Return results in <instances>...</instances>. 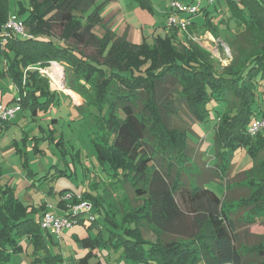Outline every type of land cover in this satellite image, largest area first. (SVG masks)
Masks as SVG:
<instances>
[{
  "label": "trees",
  "instance_id": "obj_1",
  "mask_svg": "<svg viewBox=\"0 0 264 264\" xmlns=\"http://www.w3.org/2000/svg\"><path fill=\"white\" fill-rule=\"evenodd\" d=\"M17 1V14L29 35L7 30L3 50L21 101L35 115L59 104L60 94L51 89L50 77L40 68L51 61L63 65L66 87L88 103L85 113L97 165L114 185L130 183L143 203L119 211L106 188L103 194L96 192L99 181L94 192H80L91 204L84 216L97 214L88 228L99 229L94 238L74 234L81 246L92 249L73 263L65 262L52 250L54 236L41 225L47 207L41 206L43 213L30 208L0 179V264H25L29 245L28 264H104L101 253L115 255L116 264H187L201 259L206 264H254L250 256L256 255L262 259L258 264H264V242L248 246L241 241L225 197L201 182L183 179L192 160L187 153L192 127L170 126L166 117L178 109L173 99L159 93L170 76L177 78L175 99L188 106L194 122L208 118L210 101L226 102L229 109L225 107L216 122L215 144L219 158H224L219 168L227 172L230 160L223 152L238 145L256 159L264 150V125L252 131L256 122H264V0H201L197 14L204 17L202 28L233 47L243 39L254 45L239 65L232 61L222 68L204 47L192 42L178 46L176 31L152 43H135L110 30L98 35L94 27L102 18L96 0ZM10 10V1L0 0V32ZM255 183L264 188V178ZM79 201L75 196L73 202ZM59 214L76 215L65 209ZM144 222L159 232L160 239L144 236Z\"/></svg>",
  "mask_w": 264,
  "mask_h": 264
},
{
  "label": "rangeland",
  "instance_id": "obj_2",
  "mask_svg": "<svg viewBox=\"0 0 264 264\" xmlns=\"http://www.w3.org/2000/svg\"><path fill=\"white\" fill-rule=\"evenodd\" d=\"M9 1L11 13H17L20 3L17 0ZM176 1L185 5L186 10L177 8L174 5ZM199 1L201 2V0H96V5H100L102 21L94 30L98 35H104L110 30L116 36H125L135 43H141L145 39L152 43L155 37H163L176 31L178 46L182 47V43L192 42L204 47L216 59L218 68L232 61L236 66L239 65L245 54L250 55L254 51V45L250 44L252 40L243 39L233 47L221 35L214 36L210 30L202 28L204 17L201 13L190 11V8L198 5ZM205 1L203 0V3ZM213 6L212 2L211 7ZM175 16L178 21L191 19L186 29L181 27L180 22L170 24L171 18ZM192 20L195 21L193 27ZM223 27L226 28L224 25ZM26 29L28 30L27 26ZM4 45L5 41L0 38V105L18 109L14 116L0 120L1 183L9 184L15 197L29 204L30 208L35 206L40 212L41 206L45 205L59 213L61 200L68 192L80 193L87 190L94 192L95 181L100 182L96 192L103 194L106 188V192L113 194V204L119 211H127L142 204L143 200L136 196L130 183L120 186L119 182H116L117 185H114L110 182L111 176L97 165L91 125L85 113V110H88V103L84 97L62 84L59 86L52 78L51 89L60 94L61 102L47 110L41 108L35 115L33 109L21 101V93L14 77L6 68ZM243 49L244 54L240 53ZM52 64L50 62L49 66L42 68H52ZM64 74L57 75L60 83ZM177 82L180 81L170 76L169 82L159 88V93L163 98L173 99L172 104L178 109L177 113L166 117L170 126L185 127L189 130L190 126L192 127L189 131L190 149L187 152L192 160L185 167L187 175L183 176V179L188 181L189 178L193 183L201 182V185L225 197L224 205L234 218L243 243L252 246L264 242V188L255 183L264 178V150L256 159L245 146L241 145L226 152L222 151L230 160V168L227 172H222L219 166L223 165L224 158H219L215 144L216 122L222 118L221 111L229 107L224 101L212 100L207 105L210 110L208 118L194 122L188 106L175 99L179 96ZM63 89L71 93V96L61 93L64 92ZM140 105H143V100L140 101ZM104 107L107 108V104ZM260 191L261 195H257ZM177 199L181 203L179 196ZM66 203H63L65 205V208L62 207L63 210H68ZM254 207L259 208L255 210ZM84 214L86 213L79 212L70 216L76 222L64 229L60 235L53 234L55 243L51 245L52 250L63 255L65 262L73 263L92 249L91 246H81L74 236L77 233L80 238H94L97 234L99 227L88 228L95 221L97 214H90L89 218ZM81 217L83 221L85 219L84 225L80 224ZM98 226L101 227V224ZM142 230L147 239H160L159 232L147 222L142 224ZM115 257L105 253L100 255L104 264H116ZM23 258L25 264L32 260L30 245ZM250 259L255 261L254 264L262 260L257 255L250 256ZM187 264L206 263L201 259Z\"/></svg>",
  "mask_w": 264,
  "mask_h": 264
},
{
  "label": "built area",
  "instance_id": "obj_3",
  "mask_svg": "<svg viewBox=\"0 0 264 264\" xmlns=\"http://www.w3.org/2000/svg\"><path fill=\"white\" fill-rule=\"evenodd\" d=\"M199 3H200V1L198 2V5L192 6V8H190V11L192 13H197V11L199 10ZM174 5H176L177 8H180L181 10H186V6L181 4L178 1L174 2ZM180 20L181 21H178V18H176V16L172 17L170 20V24H176V23L180 22L181 27L186 29V26L188 23H190L191 19H180ZM7 30L12 31V32H14V33H16L22 37L29 35V33L27 32V29H26L25 22L22 20V18L17 13H11L9 15V18H8L6 24L3 26V31L0 32V38H2V41H5L4 34ZM51 62L54 63V61H51ZM51 67H53V64ZM48 69H50V70H48ZM51 69L52 68H50V67L45 68V69L40 68V70L43 74L50 77V82L52 83L53 76L51 73ZM62 71H64V67H63ZM62 73H64V72H62ZM53 80H54V78H53ZM16 109H17V107L12 108L10 106L0 105V120L1 119H8V118L14 116ZM263 125H264L263 121L256 122L252 127V131L258 130L259 127H261ZM75 196H76V198H78L80 200L79 202H73ZM63 198H64L65 202H67L66 205L68 206V211L73 212V214H77L79 212L87 213V211H89V209L91 208V204L88 201L82 200L81 193H77V194L73 195L72 191H70L67 193L66 197H63ZM74 221H75L74 218L70 217L69 215L67 216V215L47 212L42 217L41 225L44 229H46L50 233L60 234L64 229L71 227L76 222V221L75 222Z\"/></svg>",
  "mask_w": 264,
  "mask_h": 264
},
{
  "label": "bare ground",
  "instance_id": "obj_4",
  "mask_svg": "<svg viewBox=\"0 0 264 264\" xmlns=\"http://www.w3.org/2000/svg\"><path fill=\"white\" fill-rule=\"evenodd\" d=\"M62 70H63V66L57 62V61H54L53 63V67L51 69V73H52V76L55 80V82L60 86V81L57 80V75H61L62 73Z\"/></svg>",
  "mask_w": 264,
  "mask_h": 264
},
{
  "label": "crops",
  "instance_id": "obj_5",
  "mask_svg": "<svg viewBox=\"0 0 264 264\" xmlns=\"http://www.w3.org/2000/svg\"><path fill=\"white\" fill-rule=\"evenodd\" d=\"M10 14H11V12H10ZM9 14V15H10ZM208 32H210V31H208ZM212 33V32H211ZM5 106V105H4ZM18 109V108H17ZM117 188V187H116ZM60 207V211H59V213H63L64 212V210H63V208L61 207V205L59 206ZM46 212H52V213H55V214H59V213H56V212H54V211H52V210H50L49 208H46ZM43 213V212H42ZM42 218V217H41ZM54 233H52V235H53Z\"/></svg>",
  "mask_w": 264,
  "mask_h": 264
},
{
  "label": "water",
  "instance_id": "obj_6",
  "mask_svg": "<svg viewBox=\"0 0 264 264\" xmlns=\"http://www.w3.org/2000/svg\"><path fill=\"white\" fill-rule=\"evenodd\" d=\"M66 74H64V76H63V80L61 81V84L63 85V86H65L66 87ZM64 90V89H63ZM64 92L65 93H67V94H69L70 96H71V93H69V92H66V90H64Z\"/></svg>",
  "mask_w": 264,
  "mask_h": 264
}]
</instances>
